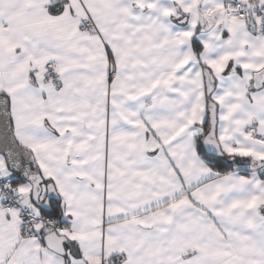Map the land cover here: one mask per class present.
Instances as JSON below:
<instances>
[{
	"label": "snow or ice",
	"instance_id": "6c2138e0",
	"mask_svg": "<svg viewBox=\"0 0 264 264\" xmlns=\"http://www.w3.org/2000/svg\"><path fill=\"white\" fill-rule=\"evenodd\" d=\"M0 264H264V0H0Z\"/></svg>",
	"mask_w": 264,
	"mask_h": 264
}]
</instances>
